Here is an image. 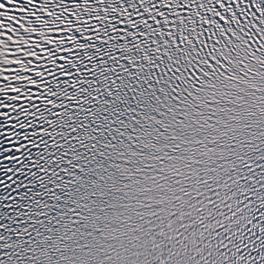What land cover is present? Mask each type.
I'll return each instance as SVG.
<instances>
[{
  "label": "snow or ice",
  "instance_id": "obj_1",
  "mask_svg": "<svg viewBox=\"0 0 264 264\" xmlns=\"http://www.w3.org/2000/svg\"><path fill=\"white\" fill-rule=\"evenodd\" d=\"M0 264H264V0H0Z\"/></svg>",
  "mask_w": 264,
  "mask_h": 264
}]
</instances>
